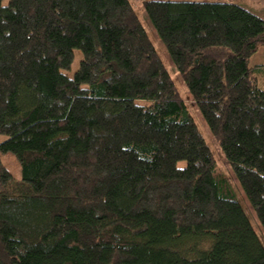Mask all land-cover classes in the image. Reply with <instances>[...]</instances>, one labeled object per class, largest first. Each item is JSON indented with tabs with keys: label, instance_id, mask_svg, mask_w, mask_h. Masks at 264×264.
I'll use <instances>...</instances> for the list:
<instances>
[{
	"label": "trees",
	"instance_id": "1",
	"mask_svg": "<svg viewBox=\"0 0 264 264\" xmlns=\"http://www.w3.org/2000/svg\"><path fill=\"white\" fill-rule=\"evenodd\" d=\"M144 6L264 229V19L232 0ZM0 134V264H264L131 0H0Z\"/></svg>",
	"mask_w": 264,
	"mask_h": 264
},
{
	"label": "rangeland",
	"instance_id": "2",
	"mask_svg": "<svg viewBox=\"0 0 264 264\" xmlns=\"http://www.w3.org/2000/svg\"><path fill=\"white\" fill-rule=\"evenodd\" d=\"M148 0H131L135 9L137 10L138 15L141 18V21L147 30L148 34L153 40V43L156 49L159 52V55L163 59L170 75L177 88L179 89L181 95L187 103L189 111L193 116L196 124L198 125L199 131L204 136L206 141L208 142L214 157H215V165L216 170L220 172L224 178L228 181L231 189L234 191L236 197L241 202L243 208L245 209L248 217L250 218L256 232L258 233L260 239L264 244V229L258 219V216L254 209L252 208L249 199L244 192L240 182L238 181L232 167L230 166L225 153L220 145V142L216 137H214L210 127L205 121L201 111L197 107L193 97L191 96L184 80L182 79L180 72L176 65L173 62V59L170 56L165 44L163 43L161 37L158 32L154 28L150 18L147 15L145 9V2ZM235 3L251 9L253 12L258 14L264 19V0H232ZM83 58V53L80 49L75 50V58L71 65V68L68 70H63L70 77H73L75 73L80 68V63ZM250 66L253 68L252 77L257 81V84L264 89V45L260 46L257 52H255L250 58ZM139 103H149L147 100H138ZM7 138L6 135L0 134V142L4 141ZM2 159L9 170L12 172L13 176L16 179H20L22 177V167L19 159L13 152H5L1 154ZM180 166L185 165V161H181L179 163Z\"/></svg>",
	"mask_w": 264,
	"mask_h": 264
}]
</instances>
